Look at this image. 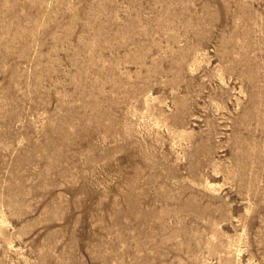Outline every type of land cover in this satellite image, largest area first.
Wrapping results in <instances>:
<instances>
[{"label":"rangeland","instance_id":"rangeland-1","mask_svg":"<svg viewBox=\"0 0 264 264\" xmlns=\"http://www.w3.org/2000/svg\"><path fill=\"white\" fill-rule=\"evenodd\" d=\"M0 264H264V0H0Z\"/></svg>","mask_w":264,"mask_h":264}]
</instances>
